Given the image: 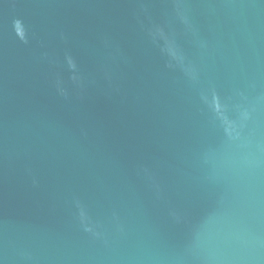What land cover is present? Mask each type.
<instances>
[{
	"label": "water",
	"instance_id": "obj_1",
	"mask_svg": "<svg viewBox=\"0 0 264 264\" xmlns=\"http://www.w3.org/2000/svg\"><path fill=\"white\" fill-rule=\"evenodd\" d=\"M0 264H264V0H0Z\"/></svg>",
	"mask_w": 264,
	"mask_h": 264
}]
</instances>
